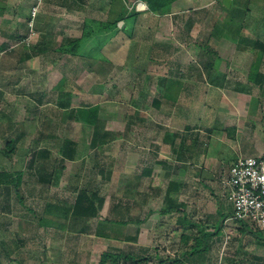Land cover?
I'll return each mask as SVG.
<instances>
[{
  "label": "rangeland",
  "instance_id": "1",
  "mask_svg": "<svg viewBox=\"0 0 264 264\" xmlns=\"http://www.w3.org/2000/svg\"><path fill=\"white\" fill-rule=\"evenodd\" d=\"M37 2L30 29L29 11ZM135 2L0 0L6 6L0 14V45L5 44L0 48V171L22 169L18 189L0 185V264H97L103 251L120 254L114 263L106 264H185V260L189 264H264V238L241 234L239 226L245 219H230L228 194L221 198L214 187L237 155L264 157V50L258 60L261 79L250 82L245 74L258 50L242 42L238 20V11L247 7L244 36H258L264 42V0H239L238 11L234 0L231 8L219 1L217 10L213 0H190L180 7L187 9L184 17L176 11L178 7L151 13L132 35L114 38L123 53L111 52L113 64L84 65L83 60L63 54L61 61L44 69L60 55L52 49L54 45L80 36L85 16L105 19L106 12L110 19L112 11L121 10L130 31L137 16L132 15ZM144 11L148 10L140 12ZM231 13L234 31L222 23ZM157 21V32L152 33ZM88 27L97 34L75 48L98 57L105 27ZM157 38L168 47L158 45ZM104 51L111 54L109 49ZM26 53L34 56L20 61ZM56 67L69 78L80 74L73 105L62 107L71 102V96L50 90L57 81L51 73ZM89 76L95 80L85 78ZM168 80L174 82L171 88ZM159 82L167 89L163 83L155 86ZM210 85L217 88L203 91ZM91 102L100 104L99 116L107 132L120 136L93 148L87 143L92 128L72 119V107ZM186 124L192 129L185 130ZM154 129L163 143L156 155L173 164L168 175L150 152ZM166 130H170L168 136L187 135L180 145L189 148L188 159L179 161L169 154L168 136L161 134ZM65 136L77 140L79 156L58 170V149ZM13 137L17 138L15 149L9 153L5 142ZM40 149L50 153L48 166L37 155ZM144 166L156 174L140 175ZM46 173L54 176L50 179L55 183H44ZM171 180L180 185L181 192L172 197L185 209L187 222L180 212L159 213L166 206ZM81 190H97V198L103 199L97 217H68L62 229L38 223L49 202L72 205ZM224 213L222 230L211 239L209 251L193 257L182 254L194 237L212 230ZM259 231L264 237V228ZM125 255L146 258L130 261Z\"/></svg>",
  "mask_w": 264,
  "mask_h": 264
},
{
  "label": "trees",
  "instance_id": "2",
  "mask_svg": "<svg viewBox=\"0 0 264 264\" xmlns=\"http://www.w3.org/2000/svg\"><path fill=\"white\" fill-rule=\"evenodd\" d=\"M146 3L147 5V10L153 13H163L164 11L168 10L170 8V6L178 1V0H140ZM217 2L222 0H216ZM235 1V6L237 7L236 10L238 9V5H239V0L238 2ZM223 6V4H222ZM5 5L4 4H0V14L3 12V10L5 9ZM232 5H230L229 8H231ZM242 7V6H241ZM225 7H223L224 9ZM228 8V9H229ZM240 9V7H239ZM238 9V10H239ZM225 11H227V8L224 9ZM237 10V11H238ZM30 12V11H29ZM140 12V11H139ZM239 16H238V20L241 21V30L239 31V36H241V40L244 44H246L247 46L251 47L250 49H252V51H256L258 50L257 54H256V58L253 59V61L251 62V64L249 65V70L247 72L246 75V79L250 82H254V81H258V79H261V74H259V63L258 60L262 55V51L264 50V42L263 39H260L258 36H253V37H247L244 36V32L243 29L246 28L245 26V19L243 18V15H245V13L247 12V7L241 11L239 10ZM226 12L221 13V15H225ZM138 14V11H136L135 9H133V13L132 15ZM220 15V16H221ZM30 17V14H29ZM233 19V14H230V17L226 20H222L223 25L226 26V28L231 29V20ZM89 24H95L98 27V29H103L105 28H109V27H113L116 25V20H113L112 22H108V24H104L100 23V22H90V20H85L84 25H83V29L81 32V35L78 38H74V39H68L67 42H62L59 45V48H57V51L60 50V52L63 53H68L70 55H74L77 51H78V47L75 48L76 45L80 46V43L83 39H90L92 38L94 35L97 34V32L95 30H93L91 27H88ZM260 24V23H259ZM216 31V30H215ZM231 31H234L231 29ZM131 33L128 30V36H130ZM59 49V50H58ZM206 51L210 52V50H208L207 45L204 48ZM30 56V54H27L25 56V58H28ZM259 79V80H260ZM264 80V79H263ZM262 86V85H261ZM253 106V105H252ZM254 108V106L252 107ZM99 110L100 107L98 105H94V106H90V107H76L75 109L72 110L73 115H72V119L75 120L76 122H79L81 124L84 125H88L92 128V135H91V140L89 142L90 147H96L99 145H102L108 141H110V139L114 138V137H118V133L114 132H107L105 130L104 127V121L101 119V117L99 116ZM8 129V128H7ZM186 129H192L189 126H186ZM16 137L13 138H8L5 142V148L7 150V152L12 153L15 149V143H16ZM197 137L192 138V146H195L196 142H197ZM75 141L71 140L69 138H65L58 151L60 152L61 156H63L66 159H72L73 155H74V151H75ZM183 145V144H182ZM44 151L40 149L37 152V155L39 156H43L44 157ZM264 154V153H263ZM263 156V155H262ZM158 162H160L163 167L168 169V172L165 174L168 175L169 174V169H170V165L167 163V161H163V160H159ZM162 167V168H163ZM40 169L37 170V173H39ZM142 173H150V174H156L154 173V170L151 168H145ZM46 177V176H44ZM21 179H22V169L19 170H13V171H0V185H13V187H15V189H18L20 187V183H21ZM50 178H48L49 180ZM181 188L180 185L177 184L175 181H170L167 189H166V193H165V204L166 206L161 209L159 211L160 214H171V213H175V212H180V215L183 214L184 210L181 207V204H178L179 202H177L175 199L177 197V195L180 193ZM97 191H93L91 193L81 190V192L78 194V196L75 198L74 203L72 205H65L64 207H60L58 205H54V203H48L46 205V209L45 212L43 214V216L41 218H39L38 223L41 226H44L45 228H49V227H53L55 229H62L64 228L63 225V221L64 219L70 217L72 219H88V218H94L98 216V212L100 210V206L103 203V199L101 197L97 198ZM172 193L176 194V197H172ZM226 214H223L221 217H219L217 219V222L215 223L214 227L212 230H202L200 232V236L198 237H194L193 238V244L190 246V249L182 254L185 255H197L201 252H205L209 250L210 247V243H211V239L213 238V236H218L220 234V231L222 230V225H223V221ZM184 218V217H183ZM184 220V219H183ZM239 230L241 232V234H246V233H250L253 234L255 236H257L258 238H264L261 236V232L259 231L258 228H253L252 225L248 224V223H243L239 226ZM120 257V254H113L111 252H106L103 251L100 255V260L97 264H106L108 260L111 261V263H114L118 258ZM126 260H130V261H134V260H142L146 257L144 256H139L138 258L134 257V256H130V255H125L124 256ZM162 261V260H160Z\"/></svg>",
  "mask_w": 264,
  "mask_h": 264
},
{
  "label": "crops",
  "instance_id": "3",
  "mask_svg": "<svg viewBox=\"0 0 264 264\" xmlns=\"http://www.w3.org/2000/svg\"><path fill=\"white\" fill-rule=\"evenodd\" d=\"M214 1V3H215V5H214V7H216V10L218 9V7H219V4H218V2L216 1V0H213ZM190 2V0H178V1H176V2H174L171 6H170V11H171V9H175V8H177V10L176 11H178V13L180 14V16H182V17H184L185 15H186V12H185V10H187V9H185V8H183V9H180V7H183L184 5H187V3H189ZM231 4V3H230ZM221 7V6H220ZM111 8H109V10H110ZM111 11V10H110ZM149 12V13H148ZM155 14V13H153V12H150V11H144V12H138V14H137V16H136V19H135V21H134V23L131 25V30L129 31L130 33H131V35L133 34V32H135V30L137 29V28H139V23L140 22H143V21H145L149 16L148 15H150V14ZM120 14H121V10H118V11H112V13H111V15H110V19H112V20H116V25L115 26H113V27H107V28H104V32L106 33V38H105V40L102 42V44H101V48L99 49V51H98V57H95L94 55H90L89 53H83V54H81V52H80V50H78L74 55H70V54H68V53H63V52H60V50H59V52H60V55H58V56H56V58H55V60L54 61H52L51 63H46V68H44V69H48V64H50V66L51 67H53V65H55L58 61H61L62 59H63V57H62V55L63 54H66V55H68L69 57H72L73 59L74 58H76V59H78V61L80 62V63H82V60H83V64L84 65H86V64H88V65H91V64H93V62L94 63H96V62H98V63H102V64H106V63H110V64H113V59H114V57H113V53H111L114 49H119V51H121L122 53H123V47H119V46H116V43L118 42V40L117 41H115V42H113L114 41V38L116 39H118L119 37H120V35L121 34H126V36L128 37V30H127V28H126V23H125V21L120 17ZM157 14V13H156ZM155 14V15H156ZM220 15V14H219ZM104 16L106 17L105 19H98V18H94V17H87V16H85L84 17V19H83V21L85 22V20H90V21H95V22H100V23H103V24H108V22L110 21V19H109V16H108V14L106 15V12H105V14H104ZM140 16V17H139ZM157 17V16H156ZM138 18V19H137ZM158 19V18H157ZM84 22H83V25H84ZM121 23V24H120ZM83 25H82V29H83ZM157 27H159V21H157V24H156V26H155V28H154V31L152 32V33H156L157 31H155L156 30V28ZM124 29V31H122ZM160 32H161V30L159 31V35H160ZM150 33V32H149ZM81 35V34H80ZM79 37V36H78ZM77 37V38H78ZM155 40V39H154ZM155 42L158 44V45H162L161 43V40H160V38H157L156 40H155ZM121 43V42H120ZM115 44V45H114ZM59 45H60V43H59ZM59 45H54V47L52 48V49H54V51L55 52H58L57 51V48H59ZM4 46H5V44L4 43H2V45H0V48H4ZM166 48V47H168V45L166 46V45H162V48ZM102 49H106V50H108L109 49V52L111 53L110 55L108 54V52H106V51H104V52H102ZM122 49V50H121ZM27 55V53L25 54V56ZM25 56H24V58L23 59H19L20 61H24V60H26V62L29 60V58L31 57L32 58V56H34V55H30L28 58H25ZM36 56V55H35ZM101 56V57H100ZM30 58V59H31ZM86 60L88 61V62H86ZM90 60H92L91 62H90ZM253 61V58H251L250 59V61H249V63H248V67H249V65L251 64V62ZM44 65H45V63H44ZM77 65H79L78 63H77ZM208 65V64H207ZM210 65V64H209ZM79 69V68H78ZM61 69H59V68H54L52 71H51V73H53V77H55L56 79H57V81H56V83L52 86V87H50L49 89L51 90V91H54V92H56L58 95H60V94H62V95H64L66 98H69V96H71V102L68 104V105H62V107H66V106H70V104L71 105H73V97H75V95L78 93V91H79V87H77V85H79V84H77V79L80 77V74H78V75H75V78H73V77H71V78H69L68 77V75L66 74V72L65 71H62L63 73H61V71H60ZM222 74V73H221ZM217 75V74H216ZM245 75H247V73L245 74ZM225 76V75H224ZM224 76H221V78H220V83H222L223 81H225V79H223V77ZM95 78V76H89V77H85V78H89V79H93V80H95L94 78ZM73 78V79H72ZM247 78V77H246ZM161 80V79H160ZM159 80V81H160ZM163 81L165 82V81H167V80H165V79H163ZM73 82H75L76 83V85L75 84H73ZM90 82H92V80H90ZM164 82H159V84L158 85H155V86H158V87H160V86H162V85H160L161 83H163V87H165L166 89H167V87H166V84L164 85ZM19 83V80H18V82H15V84L17 85ZM80 83V82H79ZM174 82L172 81V80H168V87L169 88H171L172 86H171V84H173ZM214 83V82H213ZM76 86V87H75ZM157 87V88H158ZM220 87H223V85L222 86H220ZM217 88V85L215 86V85H210V86H208L206 89H204L203 91H205V92H211V91H213V89H216ZM142 89H144V86H142ZM141 89V91H140V93H142V95H143V92H144V90H142ZM157 89H155V91H156ZM139 91V90H138ZM201 92V94L202 93H204V92ZM53 92V93H54ZM186 94H190L189 92H187ZM33 94L32 93H29V96H32ZM36 95H38V96H42L41 94H36ZM33 96H35V95H33ZM90 96V95H89ZM66 101H69V99L68 100H66ZM157 101V100H156ZM67 103V102H66ZM155 103H157V102H155ZM94 105H98L99 107H100V104H98L97 102H95V103H85V104H82L81 106H76V107H82V106H84V107H90V106H94ZM75 106L74 107H72V109H75L76 108ZM100 112H101V110H99V114H100ZM44 117H45V115H44ZM44 120H45V118H44ZM75 123H77V124H81V123H79V122H76L75 121ZM186 126H187V124H186ZM55 127V126H54ZM104 127H105V125H104ZM106 128H108V126L106 127ZM106 128H105V130H106ZM155 129H156V127H155ZM154 129V135L152 136V138H151V143H154V144H152V146H153V150L152 151H150L151 152V155H153V157H154V159L155 160H157V161H159V160H161L162 158H160V156H157L156 155V153H157V151L159 150V148H160V146H161V143H162V140H161V143L159 142V138H158V134H160V132L158 133L156 130ZM185 130H186V127H185ZM107 131V130H106ZM170 131V130H169ZM168 130H166V131H163V133H161L162 134V138H165V137H167L168 136V132H169ZM184 131V130H183ZM111 133H114V132H111ZM185 133V132H184ZM91 134H92V132H91ZM189 136V135H188ZM120 136H118V137H114V138H119ZM156 137H157V140H156ZM160 137V136H159ZM186 137H187V135L185 136V135H182V136H179V135H176L175 133H170V135L168 136V141H169V143H166V144H169V146H170V152H169V154L170 155H174V159H177V160H179V161H182L183 160V158L184 157H186L187 155H186V153H187V151L189 150V148H187L184 144L183 145H180V143H181V141H182V143L185 141V139H186ZM65 138H69V139H71V140H74L75 141V143H76V148H75V150H77V144H79L78 142H77V140L76 139H74L73 137H71V136H65V137H63L62 139H61V141H60V143H62V141L65 139ZM178 138H180V139H178ZM91 139V138H90ZM113 139V138H112ZM111 140V139H110ZM175 140H178V142L177 143H175ZM180 140V141H179ZM89 142H90V140H89ZM89 142L87 141V143L89 144ZM163 144V143H162ZM179 144V145H178ZM91 148V147H90ZM45 151H44V160H46L47 162H46V165L48 166L49 165V157H50V153L48 152V150L47 149H44ZM184 152V153H183ZM76 153V154H75ZM183 153V154H182ZM264 153V152H263ZM79 153H78V151H74V155H73V158L72 159H66V158H64L63 156H59V161H61V162H58V165H55V167H57V169L59 170L60 168H62L61 170H64L65 168H64V163L65 162H67V161H71V162H74V160H76V159H78L77 158V156H79L78 155ZM158 154V153H157ZM262 154V153H261ZM254 155V154H253ZM240 155H237L235 158H233V161L237 158V157H239ZM189 157H186V159H188ZM50 160H51V158H50ZM57 158H56V163H57ZM232 161V162H233ZM55 163V164H56ZM167 163H168V161H167ZM173 163V162H172ZM171 167L173 166V164H171V163H168ZM231 165V164H230ZM230 165H228V167H226L227 169L223 172L224 174H226V172H227V170H228V168H229V166ZM47 166H46V169H47ZM170 167V168H171ZM45 168V167H44ZM145 168H147V166H144V168H143V170L145 169ZM149 169V168H148ZM142 170V171H143ZM54 171V170H53ZM57 171V170H56ZM54 173V172H53ZM58 174H59V172H58ZM143 174H145V173H142L141 172V174L140 175H143ZM51 175L52 174H50V173H46V175H44V176H46V177H44V183H46V182H54L53 180H48V178H54V176L52 175V177H51ZM55 175V174H54ZM138 176V175H137ZM58 177H59V175H58ZM58 177H57V179H58ZM139 177V176H138ZM55 183V182H54ZM51 184V183H50ZM215 187V190L219 193L218 195L221 197V198H223L221 195L223 194H226V192H225V190L222 188V186H221V183H220V181H218L217 183H216V185L214 186ZM95 191H97V190H95ZM181 192V191H180ZM179 195V194H178ZM214 207H215V210H216V212H217V206L214 204ZM183 210H184V212H183V214L181 215V217L183 218L184 217V222H187L188 220L187 219H185V215H186V211H185V209L183 208ZM229 212H231V205H230V211ZM154 213V212H153ZM224 214H227V213H224ZM219 218V217H218ZM217 218V219H218ZM217 219L215 220V223L217 222ZM124 222H127V219L124 221ZM211 244V243H210ZM211 246V245H210ZM189 249H190V247H189ZM188 249V250H189ZM210 249V248H209ZM188 250H186L185 252L187 253V251ZM209 251V250H208ZM201 253H203V252H201ZM193 256H195V255H193ZM192 256V257H193ZM184 263L185 264H189V261H184ZM191 263V262H190Z\"/></svg>",
  "mask_w": 264,
  "mask_h": 264
},
{
  "label": "built area",
  "instance_id": "4",
  "mask_svg": "<svg viewBox=\"0 0 264 264\" xmlns=\"http://www.w3.org/2000/svg\"><path fill=\"white\" fill-rule=\"evenodd\" d=\"M38 2L31 6L28 26H34ZM136 11L147 9L145 2L137 0L131 5ZM222 188L231 203V220L245 219L253 228H264V157L239 156L220 178Z\"/></svg>",
  "mask_w": 264,
  "mask_h": 264
},
{
  "label": "water",
  "instance_id": "5",
  "mask_svg": "<svg viewBox=\"0 0 264 264\" xmlns=\"http://www.w3.org/2000/svg\"><path fill=\"white\" fill-rule=\"evenodd\" d=\"M230 2H231V0H222V4H223L225 7H229V6H230Z\"/></svg>",
  "mask_w": 264,
  "mask_h": 264
}]
</instances>
